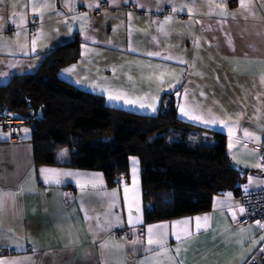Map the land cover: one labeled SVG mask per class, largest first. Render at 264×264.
I'll return each instance as SVG.
<instances>
[{
	"label": "crops",
	"instance_id": "crops-1",
	"mask_svg": "<svg viewBox=\"0 0 264 264\" xmlns=\"http://www.w3.org/2000/svg\"><path fill=\"white\" fill-rule=\"evenodd\" d=\"M242 2L245 7H241ZM100 3V13L93 15ZM173 7L184 10L173 12ZM169 16L172 19L165 25V36L155 22H164ZM0 28V87L13 75L35 72L49 51L76 35L81 41L80 59L60 70L62 78L102 94L108 105L139 112H155L163 91L176 93L177 115L225 133L231 162L248 170L242 189L255 188L250 176L259 173L257 142L264 136V83L260 82L264 77V0H121L117 5L111 0H8L0 5ZM130 47L136 51H130ZM149 51H159L161 56L145 55ZM109 94L122 95L134 103L109 100ZM197 105L199 110L192 114L201 120L189 119L180 112L181 106L189 110ZM209 113L219 122L205 125L202 120L209 119ZM31 130L28 124H21L18 138L9 141L0 125V189L8 193L24 189L14 204L9 202L0 223V236L4 237L0 251L7 249L0 260H19L21 264H140L146 253H132L131 240L143 237L142 247H146L147 230L152 228L154 238L163 236L174 254L180 242L173 233L182 232L184 225L180 222L184 220L192 221L189 227L195 233L184 242L187 251L181 248L178 259L184 264H245L249 257L259 254L264 232L256 227V221H263L254 219L236 225L232 211L238 217L242 204L231 191L215 194L207 211L146 223L137 160L131 168V180L121 185H110L101 170L38 165L33 157ZM57 157L65 162L67 150L60 148ZM45 168L79 175L49 185L40 173ZM76 180L85 185L83 192ZM89 181L97 187L93 189ZM125 187L129 189L128 200ZM113 192L114 198L109 195ZM69 210L81 218L78 233L52 226ZM108 212L111 215L106 217ZM86 213L98 217L101 225L115 217L123 223L109 232H98L94 238L88 224L96 228L97 220L86 221ZM204 216L209 217L207 229L195 232L194 218ZM141 225L144 232L137 228ZM119 228L128 229L130 234L118 235L115 231ZM104 241L110 246L101 249ZM158 259L167 264L163 256Z\"/></svg>",
	"mask_w": 264,
	"mask_h": 264
},
{
	"label": "trees",
	"instance_id": "trees-1",
	"mask_svg": "<svg viewBox=\"0 0 264 264\" xmlns=\"http://www.w3.org/2000/svg\"><path fill=\"white\" fill-rule=\"evenodd\" d=\"M80 45L73 36L35 72L0 87V118L9 109L31 127L36 164L101 170L118 185V176L131 180L135 157L146 223L207 211L215 194H240L248 170L231 162L225 133L181 119L176 93L163 91L155 112H139L108 105L102 94L62 78L60 70L80 59ZM63 147L68 157L59 162Z\"/></svg>",
	"mask_w": 264,
	"mask_h": 264
},
{
	"label": "snow or ice",
	"instance_id": "snow-or-ice-1",
	"mask_svg": "<svg viewBox=\"0 0 264 264\" xmlns=\"http://www.w3.org/2000/svg\"><path fill=\"white\" fill-rule=\"evenodd\" d=\"M8 0H0V5H3L5 3H7ZM121 2V0H111V3L113 5H117ZM122 2L124 3H129L131 2V0H122ZM161 2V0H158V3ZM162 2H170V0H162ZM191 2L195 3L196 0H191ZM201 2H203V0H201ZM13 6H15L13 4ZM138 6L139 7H144V5L142 3L138 2ZM246 5L243 4V2L241 3V7H245ZM89 7H92L91 4H89ZM35 9V6H34ZM177 10H184L183 8L177 9L176 7H173L172 11L176 12ZM131 16V14H129ZM172 19L171 16H169L167 18L166 21L164 22H155L160 24V28L159 31L167 36L168 33L165 31V25L168 23V21H170ZM0 31H2V28H0ZM129 35H131V33H129ZM87 39V37H85ZM153 40H155V37H153ZM130 51L135 52L136 48L135 47H130L129 48ZM32 51L35 52L36 51V41L33 40L32 41ZM145 55L147 56H161V53L159 51H149L147 53H145ZM166 60H171L172 57L171 56H164L163 57ZM179 63L183 64L185 63V61L183 60H179ZM198 75H200V73H197ZM131 79V77L129 78ZM216 79L218 80L219 77H216ZM179 83V81H177ZM261 83H264V77H261L260 80ZM174 87V85H173ZM187 91V90H186ZM177 94H179V91L177 90ZM201 95H204L203 92H201ZM109 100H123V102L125 104H133L134 101L133 100H129V99H125L122 95H112L109 94ZM140 107L143 108L145 107L144 104H140ZM153 111H155V107H153L152 109ZM199 110V106L197 105L195 109H189L186 110L184 106H181L180 108V112L183 116L188 117L189 119H193V120H201V117L199 115H193L192 112L193 111H198ZM14 116H17L18 118H22L19 116V114H12ZM202 122L205 125H208L209 123L215 124L218 123L219 121L215 118H213L211 116V113H209V119H204L202 120ZM23 131L25 133L28 132L27 129H23ZM245 135H251V133H245ZM0 136H2V134H0ZM65 152H62L61 155H65ZM135 163V161H134ZM135 171V170H134ZM40 173L43 177V182L45 184H62L65 182V178H74L76 176H78L79 174L77 173H73V172H62V171H58L55 169H41ZM77 185L80 187L81 191L83 192L85 189V185L80 183L79 180H76ZM89 183L91 184L92 188L95 189L97 187V185L92 182L89 181ZM134 184H135V180H134ZM24 191L23 188L20 189L19 192L17 193H8V192H4L2 189H0V223H2V219H3V215L6 211V208L8 207L9 202H11L12 204L15 203V197L17 195L22 194V192ZM133 196H135L136 194V189L133 188L132 190ZM124 193H125V200H128V193H129V189L127 187L124 188ZM66 197L68 194H64ZM113 198L115 197L116 193L113 192L111 194ZM135 202V201H133ZM217 203H223L222 201H217ZM111 207V205L109 206ZM229 210L231 211V205H228ZM130 214H131V208H130ZM137 211H139V206L137 204ZM245 209L243 207L239 208V213L242 215L244 214ZM111 215L110 212L105 213V216H109ZM80 216L73 210H69L67 212V214H61L59 217H57L53 222H52V226L59 230V231H64L67 230L69 233H71L73 230H75L77 233L81 230L79 225H80ZM84 219L86 221H91L93 219L97 220V227L93 228L91 223L88 224V231L91 232L94 236V238L96 237L97 233L100 231L103 232H109V230L113 227H119L122 225V221L120 220L119 217H115V219L113 221H107L106 225H101L99 222V218L98 217H93L91 215H88L87 213L85 214ZM209 220L208 216H204V217H195L194 218V222H195V232H199L202 229H207L208 225H207V221ZM232 220L235 222L237 220V213L236 211H232ZM129 223L131 224L132 221L130 220ZM184 225V228L182 229L181 233H173L175 239L180 242L178 243L177 248L174 250V254H173V250L168 248L167 245V241L163 236L160 237H156L154 238L153 236V229L149 228L147 230L148 235H147V246L146 247H142L144 245V239L143 237L137 236L135 239H132L129 245V248L131 250L132 253H136L137 251H142L144 253H146V257L144 260H142L140 262V264H165L164 260H160L158 259L160 256H163L164 258H166L167 264H184V260L178 259L180 254H181V248L184 247V242L189 240L190 238H192L195 233L190 229L189 225L192 223V221L190 220H184L182 222H180ZM160 227H167L165 226H160ZM256 227L264 229V223H262L261 221H256ZM0 231H2V229H0ZM241 232L246 231L245 229H241ZM225 232H227V229H225ZM4 239L3 236H0V240ZM243 239V237H241V240ZM262 239H264V237H262ZM20 245L17 244V247H19ZM109 242L108 241H104L101 243L100 247L101 249H106L108 248ZM114 247H121L120 245H112ZM141 246V247H138ZM184 251H187V248L184 247ZM264 251V250H262ZM26 259H31V258H26ZM0 264H21V262L19 260H12V261H6V260H0Z\"/></svg>",
	"mask_w": 264,
	"mask_h": 264
},
{
	"label": "built area",
	"instance_id": "built-area-1",
	"mask_svg": "<svg viewBox=\"0 0 264 264\" xmlns=\"http://www.w3.org/2000/svg\"><path fill=\"white\" fill-rule=\"evenodd\" d=\"M231 3L233 0H225ZM34 28V26H32ZM10 33V32H9ZM13 112L9 109L0 118V125L3 131H6L11 140H15L18 133L19 124L24 120L14 117ZM259 150V163L264 170V136L257 142ZM242 207L245 209L244 214H240L235 221L236 225L246 224L254 219L262 220L264 223V186L243 190L240 193ZM143 227H139L142 232ZM264 232V229H262ZM264 242L261 245L260 254L249 257L245 264H264ZM5 250H1L4 253Z\"/></svg>",
	"mask_w": 264,
	"mask_h": 264
},
{
	"label": "rangeland",
	"instance_id": "rangeland-1",
	"mask_svg": "<svg viewBox=\"0 0 264 264\" xmlns=\"http://www.w3.org/2000/svg\"><path fill=\"white\" fill-rule=\"evenodd\" d=\"M102 4L100 3L99 4V8H97V9H95V10H93L92 11V14L93 15H97L98 13H100V10L102 9ZM134 161H135V163H136V158L135 157H130V160H129V163H130V167L132 168V167H134ZM258 167H257V172H258V170H259V173H258V175H252V176H250V180H252L253 181V184L254 185H256V186H258V187H261V186H264V185H262V184H264V178L262 177V174H264V170H262V167H261V165H260V163H259V159H258ZM115 182L118 184V185H121V184H124V183H127L126 181H125V179H122L121 177H117V179L115 180ZM122 182V183H121ZM259 185H261V186H259ZM256 186H253V187H255V188H258V187H256ZM248 189H252V188H248ZM243 190H246V189H243ZM242 190V191H243ZM241 191V192H242ZM240 192V193H241ZM142 194V193H141ZM239 196V199H240V194L238 195ZM142 199V198H141ZM241 201V200H240ZM142 207H143V204H142ZM236 224V223H235ZM244 225V224H243ZM142 227H143V225H141ZM141 226H139V227H141ZM238 226H240V225H238ZM139 227H137L138 229H139ZM144 228V227H143ZM118 235H120V234H123V235H125L126 234V236L128 235V234H130L129 233V230L128 229H125V228H123V229H121V228H119V229H117L116 231H115ZM142 232H144V230L142 229ZM4 250H7V249H4ZM3 254H5V252L4 253H1V251H0V255H3ZM259 254H260V252H259ZM258 255V254H257Z\"/></svg>",
	"mask_w": 264,
	"mask_h": 264
},
{
	"label": "water",
	"instance_id": "water-1",
	"mask_svg": "<svg viewBox=\"0 0 264 264\" xmlns=\"http://www.w3.org/2000/svg\"><path fill=\"white\" fill-rule=\"evenodd\" d=\"M262 177H264V174H262Z\"/></svg>",
	"mask_w": 264,
	"mask_h": 264
}]
</instances>
